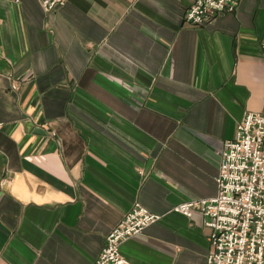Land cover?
I'll list each match as a JSON object with an SVG mask.
<instances>
[{
  "label": "crops",
  "instance_id": "0c3cea01",
  "mask_svg": "<svg viewBox=\"0 0 264 264\" xmlns=\"http://www.w3.org/2000/svg\"><path fill=\"white\" fill-rule=\"evenodd\" d=\"M43 1L0 0V264H94L137 202L161 217L132 264H207L202 213L173 208L264 114V0L202 25L195 0Z\"/></svg>",
  "mask_w": 264,
  "mask_h": 264
},
{
  "label": "built area",
  "instance_id": "2783aa9c",
  "mask_svg": "<svg viewBox=\"0 0 264 264\" xmlns=\"http://www.w3.org/2000/svg\"><path fill=\"white\" fill-rule=\"evenodd\" d=\"M65 1L44 0L43 4L51 11ZM240 1L195 0L187 9L185 20L194 25L205 24L224 12H233ZM216 183L215 196L184 201L173 209L188 217L196 211L202 213L204 224L212 230L207 264H264L263 113L248 111L238 122L235 138L224 144ZM160 217L137 202L107 234L94 264H132L121 253V244Z\"/></svg>",
  "mask_w": 264,
  "mask_h": 264
}]
</instances>
